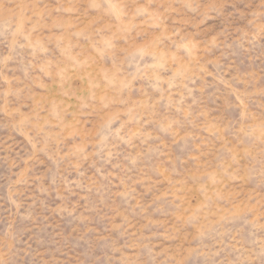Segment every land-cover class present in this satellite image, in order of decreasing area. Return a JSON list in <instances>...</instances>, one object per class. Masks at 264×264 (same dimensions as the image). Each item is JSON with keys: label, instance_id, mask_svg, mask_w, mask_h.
<instances>
[{"label": "rangeland", "instance_id": "374dc122", "mask_svg": "<svg viewBox=\"0 0 264 264\" xmlns=\"http://www.w3.org/2000/svg\"><path fill=\"white\" fill-rule=\"evenodd\" d=\"M0 264H264V0H0Z\"/></svg>", "mask_w": 264, "mask_h": 264}]
</instances>
